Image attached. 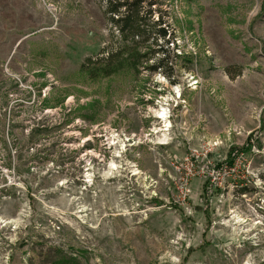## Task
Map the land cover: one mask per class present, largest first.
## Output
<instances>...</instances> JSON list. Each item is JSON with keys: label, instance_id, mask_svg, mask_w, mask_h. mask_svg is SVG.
Instances as JSON below:
<instances>
[{"label": "rangeland", "instance_id": "obj_1", "mask_svg": "<svg viewBox=\"0 0 264 264\" xmlns=\"http://www.w3.org/2000/svg\"><path fill=\"white\" fill-rule=\"evenodd\" d=\"M163 1L180 57L90 80L103 1L0 0V264H264V0Z\"/></svg>", "mask_w": 264, "mask_h": 264}, {"label": "trees", "instance_id": "obj_2", "mask_svg": "<svg viewBox=\"0 0 264 264\" xmlns=\"http://www.w3.org/2000/svg\"><path fill=\"white\" fill-rule=\"evenodd\" d=\"M101 1L115 32L110 33L107 43L96 53L81 61L80 71L88 79L99 80L122 71L137 74L141 67L155 72L170 56L168 46L164 47L168 43L174 46L172 56L180 57L175 51V36L169 38L170 23L161 9L163 0Z\"/></svg>", "mask_w": 264, "mask_h": 264}, {"label": "bare ground", "instance_id": "obj_3", "mask_svg": "<svg viewBox=\"0 0 264 264\" xmlns=\"http://www.w3.org/2000/svg\"><path fill=\"white\" fill-rule=\"evenodd\" d=\"M157 113V112H156ZM157 117L159 118V119H162V121L164 122V126H167L165 129H159L160 131H165V130H168V127H170L169 126V122H167L166 121V117H167V115H166V111L164 110V109H162V110H160V111H158V114H157ZM169 123V124H168ZM113 168H115L116 166H112ZM137 173H139L138 171H136V172H134L133 174H137ZM237 223V222H236Z\"/></svg>", "mask_w": 264, "mask_h": 264}]
</instances>
